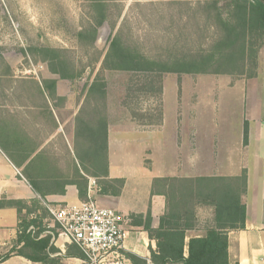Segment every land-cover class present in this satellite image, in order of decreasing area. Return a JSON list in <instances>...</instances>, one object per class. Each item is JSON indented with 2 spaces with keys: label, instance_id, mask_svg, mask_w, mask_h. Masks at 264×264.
<instances>
[{
  "label": "rangeland",
  "instance_id": "rangeland-1",
  "mask_svg": "<svg viewBox=\"0 0 264 264\" xmlns=\"http://www.w3.org/2000/svg\"><path fill=\"white\" fill-rule=\"evenodd\" d=\"M216 2L217 7L223 5L222 0ZM208 5L210 0H0V106H33L45 91L46 105L62 109L59 118L66 123L64 131L77 152H81L82 139L74 133L70 120L79 107L94 113L91 120L109 110L112 137L122 131V138L133 139L138 137L137 128L147 138L150 132L146 131L161 133L163 123L170 121L197 125L207 173L225 175L219 170L226 165L220 155L225 142L243 144L244 124L255 136L259 125L264 126V45L256 67L250 69L248 59L242 76L164 73L160 78H146L104 64L114 37L128 50L156 62L207 50L216 30L214 12H207ZM43 49L55 51L56 56ZM52 69L58 73L53 74ZM251 73L255 74L252 78ZM48 81L55 82L53 90L43 88ZM124 147L116 146L113 161L135 168L142 148ZM143 150L142 164L149 168L150 147ZM98 156L100 165L93 168L87 157L82 165L79 162L78 172L100 175L102 151ZM58 165L64 175L71 176L67 177L70 181H82L73 162ZM103 180L94 179L97 189L99 183L106 185ZM94 196L98 205L109 207L103 206L105 198L99 191ZM210 219L211 212L203 210L197 224L205 226Z\"/></svg>",
  "mask_w": 264,
  "mask_h": 264
},
{
  "label": "crops",
  "instance_id": "crops-1",
  "mask_svg": "<svg viewBox=\"0 0 264 264\" xmlns=\"http://www.w3.org/2000/svg\"><path fill=\"white\" fill-rule=\"evenodd\" d=\"M47 98L44 91L39 97L40 101H34L36 104L33 106H0V257L9 254L0 264H84L83 259L79 257L67 256V250L78 249L63 238L54 237L53 240L50 236L49 246L54 252H47L49 257L45 263L28 260L30 253L27 250L22 256L16 255L12 250L16 246L20 220L37 219L41 221V227L45 231L46 227L52 224L48 207H64L87 200L88 189L86 196L81 199L76 186L66 184L70 182L67 177L71 176L64 175L58 164L73 162L78 172L79 162L87 160L89 150H99L103 146L101 133L105 125L108 179H124L125 183L119 196H103V206L114 208L128 220L131 215H145L149 212L152 227H157L159 218L166 209V198L163 192L155 187L154 181L164 178L213 176L207 173L208 169L201 158L203 153L197 125L170 121L163 123L161 133L146 131L151 133L147 138H143L144 130L137 128L138 137L133 139L122 138V131H119L117 137H112L109 110L106 113H97L96 120H91L90 115L94 113H90L89 108L79 107L70 120L74 133L77 132L79 139H82L79 141L81 152H77L64 131L66 123L59 118L62 109L50 103L47 106ZM178 105L176 100L175 106ZM175 113L179 115V108H176ZM88 125H92L91 130L98 134L96 141L89 137ZM258 130V135L255 136L252 129L247 128V142L240 146L235 142L231 144L224 141L226 149L220 153L226 161L225 167L219 169L225 173L221 176H238L242 172L246 175V191L242 196L246 209L245 228L228 234L231 263L236 261L238 264H264V126L259 125ZM119 145L125 146L124 149L130 146L142 148L135 168L122 167L113 161V158L117 159L113 151ZM144 146H149L151 150L149 168L142 164ZM78 173L87 179L88 187L90 180L95 179L92 175ZM28 178L41 180L40 194H43V197L31 187ZM133 181L138 183L132 184ZM98 191L100 189H97L96 185L91 195L95 198L94 194ZM16 202L20 203V206L16 207ZM201 211L203 210L200 209L198 213ZM202 227L198 225L188 236L202 235ZM127 230L121 251L124 257L122 264H132L126 258V253L151 264L150 250H156L155 242L148 238L141 227L129 224ZM21 247L22 244L17 245L16 249Z\"/></svg>",
  "mask_w": 264,
  "mask_h": 264
},
{
  "label": "trees",
  "instance_id": "trees-1",
  "mask_svg": "<svg viewBox=\"0 0 264 264\" xmlns=\"http://www.w3.org/2000/svg\"><path fill=\"white\" fill-rule=\"evenodd\" d=\"M217 0H210L211 6L207 12H214L215 38L207 49L197 50L189 56L175 58L170 62H156L130 51L121 45L119 39L114 37L105 56L104 64L109 63V69L146 75V78H160L164 73L185 75H238L246 73L248 59L252 68L256 67V59L260 48L264 45V2L259 0H222L223 5L218 6ZM207 21L211 17L206 18ZM102 20L97 25H101ZM96 29L93 31L94 41ZM83 37V34H80ZM43 53L56 56L55 51L43 49ZM52 67V66H50ZM250 71V70H248ZM53 74H57L52 69ZM255 74L249 75L252 78ZM44 89H54V81L45 82ZM93 87H90V90ZM97 126V124H96ZM87 129L89 137L96 141L98 134ZM102 130V125H100ZM103 146L98 150H89V162L95 168L100 165L99 152L103 153V167L101 174L92 177L104 179L99 183V194L117 197L124 187V179H108V163L106 158V125L102 130ZM243 142H247V126L244 124ZM83 162H80L82 165ZM84 169V168H83ZM85 170V169H84ZM82 181H70L78 190V196H86L87 179L78 176ZM31 187L43 197L41 193V180L28 178ZM110 184V185H109ZM114 184V185H112ZM65 185V184H63ZM166 198V209L159 218L157 227H152L150 213L145 215H131L129 224L141 227L148 238L155 242L156 250H150L151 264H238L231 263L228 254V234L242 231L245 228L246 209L242 203V196L246 191V175L242 172L238 176H207L196 178H164L154 181ZM153 193V192H152ZM20 206V203H14ZM211 212V219L203 226V234L189 237L188 233L198 226L199 210ZM36 228L32 235L29 228ZM41 221L20 220L19 234L16 246L22 244L20 249L14 246L12 252L16 255L30 253L27 259L36 263H45L48 260L47 252L53 253L49 246L50 236L37 239L43 232ZM186 251V255H185ZM67 256L83 259L82 253L77 250H67ZM126 258L132 264H146L135 255L126 253ZM9 254L0 257V263L6 260Z\"/></svg>",
  "mask_w": 264,
  "mask_h": 264
},
{
  "label": "built area",
  "instance_id": "built-area-1",
  "mask_svg": "<svg viewBox=\"0 0 264 264\" xmlns=\"http://www.w3.org/2000/svg\"><path fill=\"white\" fill-rule=\"evenodd\" d=\"M93 187L95 181L90 180L87 200L83 202L48 207L52 224L37 239L48 235L53 240L63 238L82 253L84 264H122L129 220L114 208L98 205L91 195ZM36 230L31 226L28 232L34 235Z\"/></svg>",
  "mask_w": 264,
  "mask_h": 264
},
{
  "label": "water",
  "instance_id": "water-1",
  "mask_svg": "<svg viewBox=\"0 0 264 264\" xmlns=\"http://www.w3.org/2000/svg\"><path fill=\"white\" fill-rule=\"evenodd\" d=\"M259 1L264 2V0H259Z\"/></svg>",
  "mask_w": 264,
  "mask_h": 264
}]
</instances>
